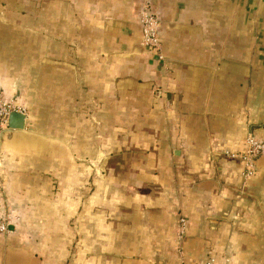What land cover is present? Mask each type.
I'll return each mask as SVG.
<instances>
[{"label":"crops","instance_id":"obj_1","mask_svg":"<svg viewBox=\"0 0 264 264\" xmlns=\"http://www.w3.org/2000/svg\"><path fill=\"white\" fill-rule=\"evenodd\" d=\"M139 1L0 0V264H264V0H154L162 60Z\"/></svg>","mask_w":264,"mask_h":264},{"label":"built area","instance_id":"obj_2","mask_svg":"<svg viewBox=\"0 0 264 264\" xmlns=\"http://www.w3.org/2000/svg\"><path fill=\"white\" fill-rule=\"evenodd\" d=\"M137 21L141 28V44L155 51L158 59L164 58L159 37L160 18L154 9V0H140L137 9ZM11 112L26 114L24 104L18 100L7 99L0 87V133L7 127L8 116ZM224 154L232 159H238L243 168L241 175L244 180L256 173V158L264 156V141L248 134L240 149H225ZM17 220V216L8 209V201L4 194V187L0 181V236L9 232L10 226ZM187 228V219L179 214L176 230V246L181 251V242ZM203 264H215L214 258H208Z\"/></svg>","mask_w":264,"mask_h":264},{"label":"water","instance_id":"obj_3","mask_svg":"<svg viewBox=\"0 0 264 264\" xmlns=\"http://www.w3.org/2000/svg\"><path fill=\"white\" fill-rule=\"evenodd\" d=\"M25 127V115L18 112H11L8 116L7 127L5 129H23Z\"/></svg>","mask_w":264,"mask_h":264}]
</instances>
